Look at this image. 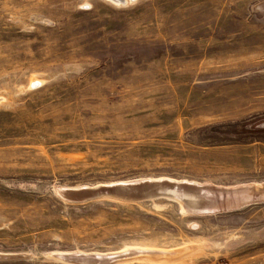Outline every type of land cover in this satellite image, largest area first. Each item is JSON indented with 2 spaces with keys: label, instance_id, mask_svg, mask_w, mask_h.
<instances>
[{
  "label": "rangeland",
  "instance_id": "obj_1",
  "mask_svg": "<svg viewBox=\"0 0 264 264\" xmlns=\"http://www.w3.org/2000/svg\"><path fill=\"white\" fill-rule=\"evenodd\" d=\"M0 264H264V0H0Z\"/></svg>",
  "mask_w": 264,
  "mask_h": 264
},
{
  "label": "water",
  "instance_id": "obj_2",
  "mask_svg": "<svg viewBox=\"0 0 264 264\" xmlns=\"http://www.w3.org/2000/svg\"><path fill=\"white\" fill-rule=\"evenodd\" d=\"M119 2L124 3L123 0H119ZM165 184V185H164ZM164 186H173L172 184H168L166 182H159V183H148L145 182L141 185H115L110 187H103L102 189H98L95 191H83L81 193H72V196H91L94 194H98L101 192H109L113 194H123L127 198H146L155 195H165L170 197H177L172 189H168L171 187H164ZM136 193V194H134ZM179 198V197H178ZM189 199V200H188ZM186 201L189 203H193L194 199L188 198ZM195 204V203H193Z\"/></svg>",
  "mask_w": 264,
  "mask_h": 264
},
{
  "label": "bare ground",
  "instance_id": "obj_3",
  "mask_svg": "<svg viewBox=\"0 0 264 264\" xmlns=\"http://www.w3.org/2000/svg\"><path fill=\"white\" fill-rule=\"evenodd\" d=\"M112 1L115 2V3H120L119 0H112ZM123 1H124V3H125V2L131 1V0H123ZM124 3H123V4H124ZM191 192H192V191H191ZM193 203H195V202H193Z\"/></svg>",
  "mask_w": 264,
  "mask_h": 264
}]
</instances>
